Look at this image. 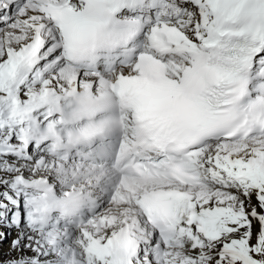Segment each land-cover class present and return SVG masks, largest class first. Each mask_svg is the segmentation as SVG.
I'll return each mask as SVG.
<instances>
[{"label": "snow or ice", "instance_id": "6c2138e0", "mask_svg": "<svg viewBox=\"0 0 264 264\" xmlns=\"http://www.w3.org/2000/svg\"><path fill=\"white\" fill-rule=\"evenodd\" d=\"M0 264H264V0H0Z\"/></svg>", "mask_w": 264, "mask_h": 264}, {"label": "rangeland", "instance_id": "374dc122", "mask_svg": "<svg viewBox=\"0 0 264 264\" xmlns=\"http://www.w3.org/2000/svg\"><path fill=\"white\" fill-rule=\"evenodd\" d=\"M4 248H8V245L6 243L3 245V250H4ZM7 252H8V250L7 251H4V258L8 256V253Z\"/></svg>", "mask_w": 264, "mask_h": 264}, {"label": "bare ground", "instance_id": "6f19581e", "mask_svg": "<svg viewBox=\"0 0 264 264\" xmlns=\"http://www.w3.org/2000/svg\"><path fill=\"white\" fill-rule=\"evenodd\" d=\"M8 250V248H4V251H7Z\"/></svg>", "mask_w": 264, "mask_h": 264}]
</instances>
